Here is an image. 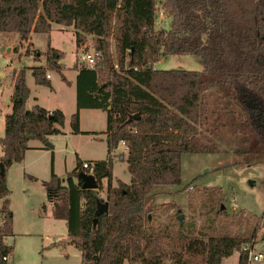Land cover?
<instances>
[{
    "label": "trees",
    "instance_id": "1",
    "mask_svg": "<svg viewBox=\"0 0 264 264\" xmlns=\"http://www.w3.org/2000/svg\"><path fill=\"white\" fill-rule=\"evenodd\" d=\"M157 3L171 18L168 29L156 28ZM55 23L74 27L78 48L92 35L111 69V79L101 82L104 64L78 68L77 110L71 117L73 133H88L80 128V110L107 112L108 156L92 160L99 187H82L80 158L66 178L52 168L43 183L53 216L66 220L68 240L82 252V264H222L235 251L239 264H249L244 245L256 239L260 224L251 235L204 239L185 233L181 222L176 234L163 235L149 225V213L158 196L170 193L167 187L182 183L184 153L228 152L234 145L232 151L248 162L264 161V0H0V33H17L20 42L33 45L32 34H50ZM190 53L202 58L204 70L154 66L162 56ZM43 55L46 66L32 68L36 83L51 86L48 70L65 80L64 52L49 43L46 52L34 51L36 59ZM12 73V111L0 137L5 166L0 200L9 219L0 229V264L13 252L5 241L13 235L6 170L25 158L31 140L47 143L50 135L63 133L65 123L60 109L27 107V67ZM122 142L131 178L115 186L113 153ZM104 203L108 211L101 212Z\"/></svg>",
    "mask_w": 264,
    "mask_h": 264
},
{
    "label": "rangeland",
    "instance_id": "2",
    "mask_svg": "<svg viewBox=\"0 0 264 264\" xmlns=\"http://www.w3.org/2000/svg\"><path fill=\"white\" fill-rule=\"evenodd\" d=\"M161 8L162 5L157 3L156 28L168 29L171 18L165 12L162 16ZM52 29L51 34L33 33L31 40L40 52H46L50 41H53L54 45L64 52L61 62L65 66V74L72 77L75 66L80 68L81 61V47H77L75 29L73 26L67 27L56 23L53 24ZM93 38L92 35H87L85 44L81 46L85 45L88 49L95 47ZM18 40L10 43L14 49L17 48L16 53L21 54L20 62L18 60L13 65L28 66L34 62L41 64L46 60L43 55L34 61L29 56L32 53L34 55L36 50L33 49L34 45H30L29 41L20 42L19 37ZM108 40L113 65L118 64L114 38L110 37ZM7 45L2 48L4 55ZM103 64L104 67L100 72L101 82L111 79V69L108 61L106 62V56ZM154 66L159 70H204L202 58L196 53L162 56L154 63ZM47 73H52V71L48 70ZM55 78L60 80L59 95L65 100V109H68L71 102L69 101V104L67 102L70 96L65 89L64 81L66 80L59 73L55 75ZM26 79L32 84L33 76L30 71L27 72ZM11 85L9 77H0V108L3 111H6L4 97L13 91ZM43 97L47 98L46 95ZM2 117L3 114L0 113V128L5 126ZM100 120L99 115L97 121ZM95 127L99 130L97 135L104 133L102 131L106 129V125L101 126L99 123ZM71 128V119L68 116L63 126L64 133L54 135L53 140L48 141L54 146L50 150V157L52 151L55 152L57 173L60 176H65L76 168L77 155L85 161L99 153L92 149L94 144L85 134L74 139L75 145L81 147V152L77 154L71 147V142L68 141V134L65 133ZM233 147L234 145L228 146V152L184 153L181 164L182 183L167 187L166 190L170 193L162 194L153 201L152 211L149 213V225L163 235H174L179 229V223L181 224L180 216H183L182 225L184 224L185 233L208 239L225 234L251 235L254 228L260 224L256 239L244 246L252 248L253 254L261 255L260 260H254L252 254L249 264H264V161L258 159L248 162L239 154L234 153ZM126 150V145L121 143L114 151L113 184L115 186L119 180L129 182L131 178L127 162L122 159L123 155L126 157ZM41 161L43 164L44 159ZM43 165L45 169L42 168L41 172H38L40 175L38 178L25 176L23 170L18 169L17 165L13 169L12 166L9 167L8 174L11 175V180L10 177L9 180L12 183V193L9 198L18 223L17 234L5 238V241L13 246L10 263L82 264V252L68 241L66 221L53 216L52 203L47 199L43 184L45 179L50 178L51 167L49 162ZM103 184L104 188L100 195L105 199L107 181L104 180ZM2 201L0 200L1 205ZM44 205H46V210L43 209ZM239 259L240 252L235 251L232 256L225 258L222 264H239ZM123 264H129V261L126 260Z\"/></svg>",
    "mask_w": 264,
    "mask_h": 264
},
{
    "label": "crops",
    "instance_id": "3",
    "mask_svg": "<svg viewBox=\"0 0 264 264\" xmlns=\"http://www.w3.org/2000/svg\"><path fill=\"white\" fill-rule=\"evenodd\" d=\"M32 36H33V34H32ZM18 37H19V35L17 33H0V55H1L0 56V77H9L11 79V84H12L11 86L13 87V90H14V80H13L12 72L15 68L27 67V72L30 71V73L32 74L33 73L32 72L33 67L46 66V60H44V62H42L41 64L34 62V63H32V65H28V66L13 65L14 62L16 63L18 60L20 62V59H21L20 58L21 54L16 53L14 46L12 44H10L11 41H14V40H15V42L19 41ZM6 44H8V45L5 48V55H4L2 52V48H4L3 46ZM50 45L56 49H59L58 47H56L54 45L53 41H50ZM33 49L39 50L35 45L33 46ZM14 56H16V57L14 58ZM29 56H31L33 58V60L35 61L36 58L33 54L29 55ZM40 58H38V59H40ZM56 74H57V72L52 71L51 78L49 79L51 82V86L37 84L35 81V78L32 74V76H33L32 84L27 82L29 87H30V90H31V95L28 99L27 107L32 108L33 106L38 104V105L46 108L48 111H54L56 109H60L63 111V113H65V119L68 116L71 119L72 115L77 110V77L79 74V69L77 67H75V72L73 73L72 77H68L65 74V72L63 71V74L65 75V78H66L65 79L66 81H64L66 83L65 89L68 91L69 96H70L69 100L67 102H68V104H69V101L71 102L69 107H67L68 109H65L66 108L65 107L66 106L65 100L62 99L59 95L60 80L58 78H55ZM12 94H13V91L9 92L4 97V102L6 103V111L1 110V108H0V113L3 114L2 120H4V124H5L6 115L11 113V111H12V102H11ZM44 95H46L47 98L43 97ZM99 115H100L101 120L97 121V116L99 117ZM97 123H99L101 126L106 125V128H107V112L105 110L99 109V108H82L80 110V128L83 132H88V133L75 134L72 132V128L70 131L65 132L68 134L67 137L69 139L68 141L71 142V147L75 150V152L77 154H79L81 152V147L75 145L74 139L76 137H82L85 134L90 138V141L94 144V145H92V149L94 151H98L99 153H98V155H95L94 157H90L87 160H102V159H105L106 154L108 156V145H107V140H106V134L105 133H100L99 135L96 134L99 132L98 129H95L96 128L95 126ZM62 130H63V127H62ZM105 130L102 132H105ZM1 132H3V133H1ZM4 133H5V126H4V128H2V127L0 128V137H2L4 135ZM63 133H64V131H63ZM53 136L54 135H50L48 137L49 142L53 140ZM48 141H47V143H44L40 140H31L29 142L30 148L27 150L25 158L21 162L13 163L11 165L12 169L14 168L15 165H17V166H19V168L17 167L18 169L23 170V172L25 173L24 174L25 176H30L31 178H34V177L38 178V176H40V175H38V172H41L42 168L45 169V166L43 164H46L47 162H49L50 167H51V174H50V178L45 179V181H49L51 179L52 168H54V172L60 178H62V179L66 178V176L69 172L65 176H60L57 173V157H56L55 152L52 151V155L50 157V153H51L50 150H52L54 148V146L53 147L48 146L47 145L49 143ZM2 154H3V151H2V147H1L0 157L2 156ZM125 154L127 156V150L125 151ZM77 158H80V156L77 155ZM42 159H44L43 164L41 161ZM80 159H82V158H80ZM8 170H9V168L7 169V173H6V179H8L7 185L10 188L11 193H12V189H11L12 183L10 181L11 175L8 174ZM9 177H10V180H9ZM26 179H28V178H26ZM46 196H47V194H46ZM10 210L13 212L12 231H13V234L16 235L17 231H18V223L16 221L15 211L11 207V199H10ZM52 210H53V204H52ZM59 220H63V219H59ZM66 225H67V222H66Z\"/></svg>",
    "mask_w": 264,
    "mask_h": 264
},
{
    "label": "built area",
    "instance_id": "4",
    "mask_svg": "<svg viewBox=\"0 0 264 264\" xmlns=\"http://www.w3.org/2000/svg\"><path fill=\"white\" fill-rule=\"evenodd\" d=\"M160 13L163 16L164 10L162 8L160 9ZM80 52H81V61L79 63L80 67H86L89 69L97 70L99 64L103 65L105 55L101 50L96 49L94 46L90 47L89 49L85 45L81 46ZM114 68L118 70L119 69L118 64H114ZM46 76L48 79H50L51 73H47ZM122 143L125 145L124 142ZM82 168L87 174H93L95 171V163L93 161H87V160L82 161ZM8 220H9L8 215L4 210H2L0 204V229L5 228ZM244 249L249 252V259H250L253 254L252 248H250L249 246H245ZM260 256L261 255L253 254L254 260H260ZM4 260L6 261L7 264H11L9 255L4 256ZM166 264H170V262H167Z\"/></svg>",
    "mask_w": 264,
    "mask_h": 264
},
{
    "label": "water",
    "instance_id": "5",
    "mask_svg": "<svg viewBox=\"0 0 264 264\" xmlns=\"http://www.w3.org/2000/svg\"><path fill=\"white\" fill-rule=\"evenodd\" d=\"M139 115H134L132 118H137ZM50 147H53L51 144H47ZM0 173L1 175H5V166L3 163L0 164ZM80 177L83 181L82 187L84 189H97L99 187V183L96 179V177L93 174H87L85 172L80 173ZM222 209H224V206H222ZM101 212L108 211V203H104L100 209ZM183 216H180V220L182 222Z\"/></svg>",
    "mask_w": 264,
    "mask_h": 264
}]
</instances>
